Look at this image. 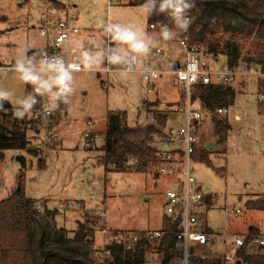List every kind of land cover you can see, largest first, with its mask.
Segmentation results:
<instances>
[{"label":"rangeland","instance_id":"1","mask_svg":"<svg viewBox=\"0 0 264 264\" xmlns=\"http://www.w3.org/2000/svg\"><path fill=\"white\" fill-rule=\"evenodd\" d=\"M65 2L68 7L76 5L71 13L78 17L77 27H73L77 29L74 35L76 43H79V59L84 71L72 74L66 84L70 91L53 100L52 94L59 93V87L54 89L56 85H53L50 92L37 93L35 89L39 84L25 83L16 71L18 65L29 68L26 59L30 48L43 47L44 38L38 34V16L47 12L49 1L0 0V94L7 93L6 97L0 95V100L9 102L15 109H24L20 101L27 100L29 94L41 95L44 102L49 101L53 108L49 116L35 117L29 113V122L22 126L33 147L40 152L37 157L14 150L0 153V201L16 189L22 171L17 157L25 155L26 198L37 201L42 210L46 207L57 211L55 228L65 230L70 236L80 229L79 223L94 229L93 249L98 251L95 253L97 261L102 262L105 245L114 233L153 232L162 228L167 193L176 189L178 177L173 173L160 174L155 178L156 170L152 168L149 172L105 170L98 164V158L102 155L99 148L103 145L107 118L113 112L122 111L127 114L128 126L155 124L160 118L158 114L166 113L168 109L160 101L159 112L162 113L153 112L155 108L149 112L144 101L158 99L159 96L170 101L179 95L174 88L165 87L167 74L157 81L158 88L149 94L138 73L105 72L106 66L102 63L106 54L104 30L110 26L114 30L136 33L134 25L139 24V18L142 20L138 30L143 31L139 36L143 40L137 38L136 41L141 40L145 49L151 52L160 47L164 51L160 67L162 70L170 68L164 43L147 42L143 37L148 27L144 9L125 6L127 0H114L112 3L108 0ZM50 8L63 11V8ZM173 38L176 39L175 36ZM228 39L229 35H225L219 52L223 51L224 41ZM255 42L253 38L239 40L242 54L254 53ZM88 44L94 48L89 49ZM134 53L140 52L133 51L131 44L123 41L113 51L118 60L131 54L139 58L147 56V53L143 56ZM211 57L219 62L220 68L225 66L226 58L221 53ZM31 70L43 80H49L46 73ZM63 94H66V101L59 109L56 104ZM257 97L258 88L248 79L245 90L237 94L234 106L229 109L231 131L227 144L217 147L216 153L210 157L213 167L225 168V173L218 174L204 164H192L199 183L207 188L206 194L215 200L210 209L204 210L206 219L201 230L217 235L211 255L222 259L227 249L221 237L223 233L243 236L250 226L262 227L264 223L262 212L246 207L248 200L256 199L264 192V127ZM203 119L208 129L199 132L201 147L211 137L212 142H217L209 116L204 115ZM180 123L175 126L176 131L183 125ZM86 134L93 141L88 140ZM157 147L162 149L164 146L159 144ZM41 162L43 167H40ZM134 163L130 161L128 165ZM174 167H169L172 169L169 171H174ZM238 209L240 214L230 215Z\"/></svg>","mask_w":264,"mask_h":264},{"label":"trees","instance_id":"2","mask_svg":"<svg viewBox=\"0 0 264 264\" xmlns=\"http://www.w3.org/2000/svg\"><path fill=\"white\" fill-rule=\"evenodd\" d=\"M51 7L64 9L58 0H48ZM163 0H128L131 6L147 7L148 26H154V31L161 33L168 31L176 40L186 35L188 43L199 49L203 57L216 56L221 53L226 58V66L230 70L240 67L256 65L264 72V0H184L185 7L179 22L173 15L174 8L160 11ZM183 7V5H181ZM54 9V8H53ZM190 20L187 29L178 27ZM118 33L111 31L108 42L109 49H113L119 42ZM225 35L229 39L224 41V49L219 52ZM255 39L254 53L242 54L239 40ZM203 51L204 53L202 54ZM40 51H29L28 58ZM259 91V89H258ZM236 90L229 85L199 84L192 88V102L198 103L201 110L207 113L213 125L217 144L223 145L228 141L231 126L226 116L218 115V110H229L236 101ZM36 103L21 119L15 115L18 109L8 102L0 100V153L7 150L25 152L37 157L39 151L33 147L31 140L22 126L29 122L28 114L35 115L44 106L40 95H34ZM66 94H63L57 105L64 107ZM184 104L183 98L179 106ZM151 112L154 103L147 102ZM262 111V107L259 104ZM24 110V109H23ZM19 110V111H23ZM51 115V114H50ZM155 124L135 126L127 125V114L122 111L113 112L107 118V130L103 135V145L99 148L102 155L98 164L105 170L149 172L156 170L155 178L160 171L171 167L162 156V149L157 146L174 142L175 135L167 128L166 116L158 114ZM50 118H52L50 116ZM93 141L92 137H86ZM180 155L182 151L178 150ZM212 152L200 147L192 156L195 164H204L216 173H225V168L216 169L210 160ZM17 161L22 166L18 184L11 194L0 201V264H145L147 256L156 258L160 264H167L172 260L182 258L178 248L177 237L179 222H172L164 215L160 230L169 232L152 241L142 239L135 243L131 250L125 245L113 242V236L105 245L104 251H109V257L97 261L93 249L95 244L94 229L79 223V230L70 236L63 229L55 228L57 211L41 209L38 202L29 200L25 196L26 157L21 155ZM130 161L135 165L129 166ZM44 163L41 162L43 167ZM152 168V169H151ZM215 203L214 198L206 201V209ZM251 211L264 214V194L246 202ZM203 221L206 215L202 217ZM250 235L258 233L257 228L248 229ZM249 239H246L248 242ZM240 264H264V247L257 252L238 253ZM208 264H226L221 258L212 260ZM238 264V263H237Z\"/></svg>","mask_w":264,"mask_h":264},{"label":"built area","instance_id":"3","mask_svg":"<svg viewBox=\"0 0 264 264\" xmlns=\"http://www.w3.org/2000/svg\"><path fill=\"white\" fill-rule=\"evenodd\" d=\"M109 3L114 0H108ZM56 10L49 8L48 13ZM71 18L66 16L63 19H50L47 15L39 27L41 37L50 38L51 44L34 54L27 60V67L40 71L55 78L60 73L49 69V65L62 66L66 73L71 77L72 74L84 71V66L79 59V51L71 43V37L77 33V29L71 25ZM154 29V26H150ZM109 38V37H108ZM178 47L184 51V62L174 69L172 73L181 89L184 104L175 109L176 112L183 113L185 120L177 131L178 142L176 146L163 147L162 156L167 163L174 167L172 169L164 168L160 174H177V187L167 193L165 204V215L172 222H179L178 230L174 233L177 237L178 248L181 251L182 258L179 261L172 260L167 264H208L216 260L217 256L211 255V248L217 242V235L212 232L202 231L203 219L206 210V201L210 197L202 189L199 183L195 169L193 168V154L201 147L198 124L204 115H207L201 109H196L192 102V88L199 84L206 85H229L239 79H252L258 83V103L262 107L263 127H264V72L256 65L240 67L230 70L227 66L215 69L210 64L207 57H203L199 49L188 43L186 35L177 39ZM106 68L105 72L126 71L137 72L142 81L146 83V90L152 93L156 88L157 81L162 77L164 71L161 69L164 51L158 47L151 52L152 63H146L137 56H130L120 68H113L109 58V42L106 45ZM70 80V79H69ZM66 80V84L69 82ZM48 93V91H47ZM49 101L44 102L40 111L35 113V117L49 116L52 113V106ZM225 110H218V115L222 116ZM89 137V134H86ZM182 151V155L178 152ZM238 209L231 212V216L240 214ZM169 234L162 230L149 232H135L128 234L119 232L113 234V242L123 244L127 250H131L135 243L142 239L152 241L163 235ZM223 243L227 245V251L222 260L225 263L239 262L238 253L244 249V252H257L264 247V223L258 229V233L243 236L224 233ZM246 239H249L248 242ZM105 258L109 257V251L103 252ZM145 264H160L156 258L147 256Z\"/></svg>","mask_w":264,"mask_h":264},{"label":"crops","instance_id":"4","mask_svg":"<svg viewBox=\"0 0 264 264\" xmlns=\"http://www.w3.org/2000/svg\"><path fill=\"white\" fill-rule=\"evenodd\" d=\"M58 2H60V3H63V5L65 6L64 7V9H63V11H61V12H59V11H57L56 10V12L55 11H53V12H50V13H48V12H46V13H42V15L40 16H38V21H39V24H38V30H39V27H40V25H41V22H42V20L44 19V17L47 15L50 19H63V18H65L66 16L68 17H70L71 18V25L72 26H75V27H77V21H78V17H74V15L71 13V11L73 12V9L74 8H76V5L75 4H70L71 5V7H73V8H71V7H68L67 5H66V2H65V0H58ZM70 3V2H69ZM125 4V6H127V7H131V8H134V9H138V8H140V9H144L146 12H145V14H144V17H146L147 18V7H144V6H131V5H129V3H128V0H127V2L126 3H124ZM51 6H50V4H49V6H48V8H50ZM4 19V18H3ZM140 20H142L141 18H139V24L138 23H136L134 26H135V28H136V33H134L135 35H136V40H137V38L138 39H140V38H142V37H140L141 36V33L143 32V31H141V30H138V28H139V25H140ZM34 28V27H33ZM111 31H114V32H117V30H114V29H111L110 28V26L109 27H107L105 30H104V40H105V44H104V47H105V45H106V42H107V40H108V37H109V35L108 34H110V32ZM120 32L121 33H123L122 32V30H120ZM39 34V33H38ZM74 34H76V33H74ZM72 35V37H71V43H72V45L73 46H75V47H77V49L79 50V43L77 42L76 43V40H75V35ZM139 34H140V36H139ZM170 34V33H169ZM171 35V34H170ZM40 36V35H39ZM172 36V35H171ZM41 37V36H40ZM143 37L144 38H146V41L147 42H161V43H164V46L166 47V49H168V53H167V55H166V58H168V63H169V65H170V68H167V69H164L163 71H164V73H163V75H165V74H167L168 75V78H167V82H165V87L166 88H174L177 92H178V95L179 96H177V99H175V100H167L166 98H164V97H161V96H159V98L157 99V98H155V99H151L150 101L149 100H145L144 101V106H146L147 108H148V105H146V103L147 102H149V103H154V104H156V105H152V109H154V111L153 112H159L160 110H159V106H160V104H161V102L160 101H162L163 102V105L164 106H166V109H168L167 111H165L166 113H163L165 116H167V115H170L169 117L167 116V117H165L166 118V121H168L167 122V128L168 129H171L172 130V134H174L175 135V137H174V142H172V143H170V144H165V146L164 147H166V146H176V145H178L179 144V142H178V136H177V131L174 129L175 128V126H177V123H180V122H182V123H184V120H185V116H184V114L183 113H179V112H176L175 111V109L177 108V107H180L179 106V104H180V102H181V99H182V92H181V89H180V87H179V84H178V82H177V80H176V77H175V75L172 73V71L174 70V69H176V68H178L179 67V65H181L183 62H184V57H185V53H184V51H182L179 47H178V44H177V40L176 39H174L173 38V36H172V38L171 39H168V40H165L164 38H163V36L161 35V33H158V32H156V31H154V29L152 30V29H150V27L148 26L147 27V30H146V33L143 35ZM42 38H44V40H43V47L42 48H30L29 50H28V52L29 51H41V50H44L45 48H47L50 44H51V40H50V38H45V37H42ZM135 40V41H136ZM141 40H143V38L141 39ZM141 40H139V41H136V42H141ZM145 41V40H144ZM119 42H121V40H119ZM118 42V43H119ZM117 43V44H118ZM117 44L115 45V47L113 48V49H111L110 51H109V58H110V64L112 65V67L113 68H120L121 66H122V64L127 60V58H129L130 56H132L133 54H131V55H126L125 56V59H123V60H118L115 56H114V54H113V51H114V49L116 48V46H117ZM88 46V48L89 49H92V48H94L93 46L94 45H92V44H88L87 45ZM179 49H178V48ZM153 51V50H152ZM28 52H27V58H28ZM151 52V50L150 49H147V50H145V51H143V52H140V53H134V54H141L140 56H143V55H145L146 53H147V56L145 57V58H143V57H141L142 58V60L144 61V62H146V63H152L151 61H152V58H151V56L149 55V53ZM106 55H107V52H106V54H105V59L102 61V63H103V65H106ZM166 58H165V60H166ZM180 58H181V60H180ZM26 60H28V59H26ZM208 60H209V62H210V64L212 65V67L213 68H215V69H218V68H220V66H218V63L219 62H216V61H214V58H212V57H209L208 58ZM163 65V64H162ZM225 66H226V63H225ZM163 67H165V65L163 66ZM83 72V71H82ZM113 72H118V71H113ZM78 73H81V72H78ZM107 73V72H106ZM111 73V72H110ZM137 73V72H136ZM140 75V74H139ZM163 75H162V77L160 78V79H162L163 78ZM240 81H238V80H236V81H234L231 85L235 88V90H236V93L238 94V93H240V92H242V91H244L245 90V88H246V85H247V81H248V79H239ZM251 81L253 82V83H255V85H256V87L259 89V87H258V83L256 82V80H252L251 79ZM157 84V83H156ZM57 87H59V86H54L53 88L55 89V88H57ZM157 88H158V85L156 86ZM147 88V87H146ZM161 88V87H160ZM165 88V89H166ZM241 89V91H240V89ZM147 91V90H146ZM155 91V90H154ZM240 91V92H239ZM148 93V92H147ZM158 93H160L159 92V89H158ZM150 94V93H149ZM34 95H32V97H33ZM38 96V95H37ZM41 96V95H40ZM42 97V96H41ZM43 98V97H42ZM59 101V100H58ZM9 103V102H8ZM57 105V104H56ZM194 107L196 108V109H201L200 107H199V104L198 103H195L194 104ZM20 109H23V108H19L18 110H20ZM159 113H162V111L161 112H159ZM228 113H229V110H227V111H225L224 112V114L222 115V116H226L227 117V119H229V116H228ZM180 116H182V118H181V120L179 121L178 120V117H180ZM208 116V115H207ZM236 119H240V117H237ZM208 120H210V119H208ZM177 121V122H176ZM229 121V120H228ZM170 124H172L173 125V127H170ZM181 124V123H180ZM180 126V125H179ZM205 129V132L207 131V129H208V124H207V122L206 121H204V119L202 118V120H201V122L198 124V130H199V132L202 130H204ZM203 134H205L206 136H207V133H204V132H202ZM215 135V134H214ZM95 136V135H94ZM177 136V137H176ZM199 136H200V133H199ZM96 138V137H95ZM200 138H201V136H200ZM212 137H211V139L210 140H208V141H206L205 143H204V147L207 149V150H209V151H213L212 152V154H211V156L213 155V154H215L216 152V149H217V147H221L220 145H218L217 144V142H212ZM227 144V143H226ZM225 144V145H226ZM207 147H209V148H207ZM225 152H226V150H225ZM159 176H161V175H159ZM202 189L203 190H207V188H206V186H202ZM262 194H264V192L262 193ZM261 194V195H262ZM260 195V196H261ZM211 197V196H210ZM258 198V197H257ZM264 215V214H263ZM203 224H205V220H204V223ZM263 226V225H262ZM251 227H255V226H250L249 228H251ZM255 228H257V230L258 229H260L261 227H255ZM206 232H210L209 230L208 231H206ZM224 234V233H223ZM222 234V235H223ZM230 234H235V235H238L237 233H232V232H230ZM246 234H248V231L245 233V235ZM221 235V236H222ZM239 236V235H238ZM226 245V244H225ZM227 246V245H226ZM226 251H227V249H226ZM238 263V262H237ZM240 263V262H239Z\"/></svg>","mask_w":264,"mask_h":264},{"label":"clouds","instance_id":"5","mask_svg":"<svg viewBox=\"0 0 264 264\" xmlns=\"http://www.w3.org/2000/svg\"><path fill=\"white\" fill-rule=\"evenodd\" d=\"M183 5V7H181ZM185 7H189V5L184 4V0H163V2L160 5V11L164 12L166 9L169 8H174V13L173 15L176 17L177 21L181 19V14L184 11ZM190 24V20L185 21L184 23L180 24L178 23V27L181 29H187ZM117 39L131 44V47L133 51L136 52H143L145 51V45L142 42H134L136 40L135 34L130 31H125L123 33L120 32L119 29H117ZM161 35L165 40L171 39L172 36L169 34L168 31H162ZM118 59V58H117ZM49 69H53L54 71L60 73L59 76L52 78L49 77L48 81L43 80L38 74H34V72L28 68H24L22 65H18L16 68V71L20 73L19 78L24 81L25 83H31L33 85L39 84V87L35 89V92L41 93L42 91H51V88L53 85H57L60 88L59 93H53V100L56 99V97L64 92L70 91V89L66 85V80L71 79V77L68 75V73L65 72L62 66H55V65H49ZM41 72L44 71L43 68L40 70ZM0 95H4L5 97L7 96V93H3ZM20 103L23 104L24 110L15 111V115L19 118H23L25 113L29 112L32 108L33 105L36 103L35 99L29 94L27 100H22ZM0 108H2V105H0Z\"/></svg>","mask_w":264,"mask_h":264},{"label":"water","instance_id":"6","mask_svg":"<svg viewBox=\"0 0 264 264\" xmlns=\"http://www.w3.org/2000/svg\"><path fill=\"white\" fill-rule=\"evenodd\" d=\"M207 148H209V147H207ZM238 264H240V263L238 262Z\"/></svg>","mask_w":264,"mask_h":264}]
</instances>
